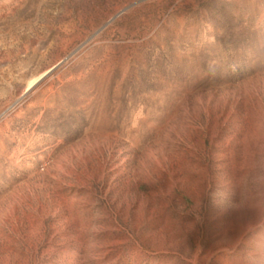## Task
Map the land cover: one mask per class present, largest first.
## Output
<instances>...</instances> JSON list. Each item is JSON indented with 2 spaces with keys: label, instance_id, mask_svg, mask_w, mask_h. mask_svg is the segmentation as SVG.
<instances>
[{
  "label": "rangeland",
  "instance_id": "1",
  "mask_svg": "<svg viewBox=\"0 0 264 264\" xmlns=\"http://www.w3.org/2000/svg\"><path fill=\"white\" fill-rule=\"evenodd\" d=\"M257 131L264 0H0V264H264Z\"/></svg>",
  "mask_w": 264,
  "mask_h": 264
},
{
  "label": "bare ground",
  "instance_id": "2",
  "mask_svg": "<svg viewBox=\"0 0 264 264\" xmlns=\"http://www.w3.org/2000/svg\"><path fill=\"white\" fill-rule=\"evenodd\" d=\"M51 71V70H50ZM50 71L45 72L44 74L40 75L39 77L35 78L34 80L31 81V83L29 84V86L27 87L26 91L31 90L32 88L36 87L42 80L45 79V77H47V75L50 73ZM254 135V134H253ZM255 141L258 143V141H261L264 139V135L260 134L258 131L255 133L254 135ZM253 138V139H254ZM262 147V146H261ZM253 169V168H252ZM245 209V208H244ZM247 209V208H246ZM249 211V210H248ZM243 213V212H242ZM249 214L248 212H244L243 214H241V216H239V221L242 223L245 222V219L249 218ZM243 225V224H242ZM233 226V225H232ZM235 226V225H234ZM249 229H253L254 226L253 224L249 225ZM240 227V226H239ZM242 237V236H241ZM242 239L240 238V241ZM239 241V240H238ZM208 258V257H207Z\"/></svg>",
  "mask_w": 264,
  "mask_h": 264
}]
</instances>
